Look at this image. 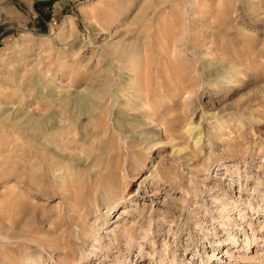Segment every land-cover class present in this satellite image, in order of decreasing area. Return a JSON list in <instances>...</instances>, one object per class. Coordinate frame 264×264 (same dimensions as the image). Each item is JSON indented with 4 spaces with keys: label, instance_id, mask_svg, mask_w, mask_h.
Instances as JSON below:
<instances>
[{
    "label": "rangeland",
    "instance_id": "obj_1",
    "mask_svg": "<svg viewBox=\"0 0 264 264\" xmlns=\"http://www.w3.org/2000/svg\"><path fill=\"white\" fill-rule=\"evenodd\" d=\"M262 239L264 0H0V264Z\"/></svg>",
    "mask_w": 264,
    "mask_h": 264
},
{
    "label": "bare ground",
    "instance_id": "obj_2",
    "mask_svg": "<svg viewBox=\"0 0 264 264\" xmlns=\"http://www.w3.org/2000/svg\"><path fill=\"white\" fill-rule=\"evenodd\" d=\"M231 79V78H230ZM252 230V229H251ZM252 232H254L253 230H252ZM253 239V238H252ZM252 239H246L245 240V246L247 247V246H253V247H258L259 248V246H260V244H258V240H259V238H257V239H255V242L252 240ZM229 242H228V245H234V244H236V242H237V240H236V238L234 237V236H232L229 240H228ZM257 241V242H256ZM261 242H264V239H262V240H260ZM261 242H259V243H261ZM232 248H234V247H232ZM242 250H245V249H242ZM245 252H248V250H245ZM225 255H227L228 256V254H227V252H225ZM261 259H262V261H264V256L263 257H261ZM261 259L260 258H257V261H261ZM243 261L244 260H246V259H242ZM122 264H127V263H122Z\"/></svg>",
    "mask_w": 264,
    "mask_h": 264
}]
</instances>
